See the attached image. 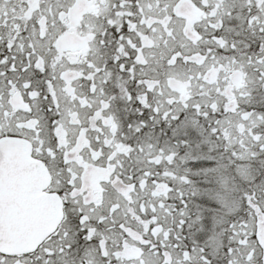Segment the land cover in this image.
<instances>
[{"label":"snow or ice","instance_id":"snow-or-ice-1","mask_svg":"<svg viewBox=\"0 0 264 264\" xmlns=\"http://www.w3.org/2000/svg\"><path fill=\"white\" fill-rule=\"evenodd\" d=\"M0 264H264V0H0Z\"/></svg>","mask_w":264,"mask_h":264}]
</instances>
